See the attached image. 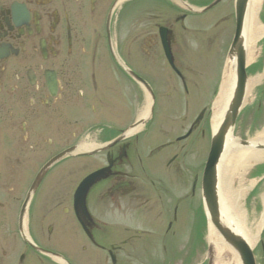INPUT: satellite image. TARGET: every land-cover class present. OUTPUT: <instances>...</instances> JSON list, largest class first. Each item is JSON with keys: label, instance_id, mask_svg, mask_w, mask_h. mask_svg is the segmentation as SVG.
<instances>
[{"label": "flooded vegetation", "instance_id": "af4514ba", "mask_svg": "<svg viewBox=\"0 0 264 264\" xmlns=\"http://www.w3.org/2000/svg\"><path fill=\"white\" fill-rule=\"evenodd\" d=\"M214 1L0 0V264L207 260L178 213L201 198L227 60L215 91L199 65L236 30L235 0Z\"/></svg>", "mask_w": 264, "mask_h": 264}, {"label": "bare ground", "instance_id": "6f19581e", "mask_svg": "<svg viewBox=\"0 0 264 264\" xmlns=\"http://www.w3.org/2000/svg\"><path fill=\"white\" fill-rule=\"evenodd\" d=\"M261 7V0H251L246 18V66H254V62L258 56L257 44L264 35V26L258 21V13ZM264 78V72L261 75H255L249 78L247 83L244 105L247 104L248 96L253 89L259 85ZM235 84V61L229 60L226 64L223 80L220 86V92L217 100L213 105L212 128L216 130L222 120L223 113L230 99ZM228 142L227 150L222 158L218 176V192L220 205L224 217L232 222L234 227L242 234L250 246H253L258 239L259 232L264 226V213L261 217H254L251 223H248L245 211L240 206V201L245 192L251 186L245 188L242 185V175L239 171L245 170L251 164H257L264 160V152L253 151L252 149H244L238 145V140L231 137ZM252 144L264 142V129L256 134L250 141ZM234 175L240 176L236 187L233 186ZM207 240L215 246L216 257L214 264H239L236 255L225 244L222 237L209 224L207 232Z\"/></svg>", "mask_w": 264, "mask_h": 264}, {"label": "rangeland", "instance_id": "374dc122", "mask_svg": "<svg viewBox=\"0 0 264 264\" xmlns=\"http://www.w3.org/2000/svg\"><path fill=\"white\" fill-rule=\"evenodd\" d=\"M219 6L211 9V12L219 10L222 7ZM257 18L260 24L264 26V0H261V7ZM257 48L258 56L254 62V66L252 68H250L251 66L247 67L246 74L248 78L258 74L261 75L264 72V35L258 42ZM226 57L227 54L224 56L218 50H214L203 58L199 69L204 77L202 82L207 78L206 88L213 91L217 89ZM248 98L249 102L243 106L237 119L233 136L238 140L250 142L256 134L264 129V78L253 89ZM125 125L124 123L121 124V126ZM149 125L153 126L154 122L151 121ZM261 172L264 173V160L257 164H251L249 168L239 171L238 174L242 175V179L237 175L233 177L232 183L234 187L237 186L239 179L242 180V185L245 188L251 186L240 201V206L245 211L248 223H251L254 217L259 218L264 213V179L259 181L258 178ZM200 208L201 198L197 199L193 204L183 201L179 206L178 233L183 246L188 245L195 248L204 246V236L207 234L208 225L207 223L204 224ZM189 209H194V213L189 214L187 212ZM153 253L155 255L158 254L155 259L161 260L162 255L160 251ZM202 254L198 257V264L207 263Z\"/></svg>", "mask_w": 264, "mask_h": 264}, {"label": "water", "instance_id": "95a60500", "mask_svg": "<svg viewBox=\"0 0 264 264\" xmlns=\"http://www.w3.org/2000/svg\"><path fill=\"white\" fill-rule=\"evenodd\" d=\"M221 0H215L212 6ZM251 0H236V30L232 45L228 53V59L235 61V84L230 99L223 113L222 120L218 128L214 131L208 160L202 177V202L206 219L214 230L222 237L225 244L236 255L240 264H255L252 249L242 234L228 221L220 205L218 192L219 165L224 157L228 142L233 135L234 127L239 113L241 112L247 89L246 75V18ZM238 145L242 148L254 151H264V144H252L248 141H239ZM92 178L87 183H91ZM86 183V182H85ZM83 183L77 191L80 193ZM84 207L83 202H81ZM208 264H214L216 251L214 244L210 243L207 252Z\"/></svg>", "mask_w": 264, "mask_h": 264}]
</instances>
